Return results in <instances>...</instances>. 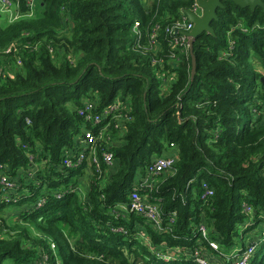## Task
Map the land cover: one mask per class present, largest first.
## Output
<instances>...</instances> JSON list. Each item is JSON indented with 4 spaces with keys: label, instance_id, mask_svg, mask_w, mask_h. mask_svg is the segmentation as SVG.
Here are the masks:
<instances>
[{
    "label": "trees",
    "instance_id": "trees-1",
    "mask_svg": "<svg viewBox=\"0 0 264 264\" xmlns=\"http://www.w3.org/2000/svg\"><path fill=\"white\" fill-rule=\"evenodd\" d=\"M8 1L16 10L0 20V182L12 187L0 183V197L17 199L0 200V264L43 255L50 264H194L188 256L209 241L234 252L252 230L259 239L239 250L253 245L249 264H264V9L222 0L214 35L193 42L191 79L189 50L165 30L195 0ZM113 102L92 128L86 117ZM87 130L95 135L87 159L96 157L100 174L88 161L62 166ZM170 149L174 171L143 185L152 160ZM87 170V190H74ZM135 187L158 205L160 229L115 210Z\"/></svg>",
    "mask_w": 264,
    "mask_h": 264
},
{
    "label": "built area",
    "instance_id": "built-area-1",
    "mask_svg": "<svg viewBox=\"0 0 264 264\" xmlns=\"http://www.w3.org/2000/svg\"><path fill=\"white\" fill-rule=\"evenodd\" d=\"M149 0H144V2H148ZM27 4L32 6L33 0H26ZM2 5L5 9H9L11 6V3L8 0H1ZM193 13H198L199 10L197 6L194 4V8L190 10ZM14 15L10 16V20L13 18ZM138 27V24L135 23L133 26V30L135 31ZM158 27L156 26V29ZM192 28V24H190L187 21V18L181 14L179 21L175 22L171 27H167L165 30V34L168 35L172 42L171 44L175 46H180L184 51L188 50V37L185 35L188 33ZM136 32V31H135ZM10 49V48H9ZM8 49V50H9ZM8 50L6 52H8ZM173 57V55H172ZM117 109V104L113 102V105H111L109 108H106L103 110V115L101 116H95L90 118V116L86 117V121H89L92 125V128L96 127L97 125L102 123V119L107 117L109 114L113 113V110ZM85 111L91 110V107L86 104L84 107ZM129 120V119H127ZM124 121V120H123ZM116 122H121L119 120H116ZM107 126L103 128V130H106ZM99 137H101V134H98ZM95 135L92 131L87 130L82 133L81 136H79L75 141V146L78 151L74 155V161L70 162L68 159H64L62 162L63 167H77L80 166L83 161H88L89 165L90 163H93L95 165V172L98 174L101 173V169L99 168V165L97 163L96 157H91V162L89 159H87V152L93 147V140ZM172 147V146H171ZM71 153V152H70ZM71 158V156L69 157ZM175 162V156H171L168 158H164V156H161L160 158H155L150 166L147 169L146 177L144 179L143 185L145 186H151L153 184V181H155L154 176H157L159 174H171L173 170V164ZM113 163V158L111 154L104 156V165L107 168H110ZM4 189L10 190L12 187V184H10L7 180H5L4 177H2L1 182ZM203 189V195L202 197H211L213 195V191L206 185H202ZM74 190H78L80 192V189L75 188ZM138 188L135 187L129 194L128 199L129 202L126 205V208H122L121 205L118 207H115V210H127L130 213H135L136 215L142 216L148 223H151V226L153 225L154 228L160 229L161 225V214L160 209L157 204H148L145 201L141 199V197L137 193ZM17 198H13L10 196V194L3 195L0 197L1 201H16ZM245 210L248 211V208H245ZM174 215V214H173ZM198 231L201 233V236L203 239H208V231L205 227V225H200L198 228ZM209 246L213 250H219L217 244L215 242L209 241ZM254 253L253 246L247 248L245 251H242L241 253H235L233 252L230 254L228 258V264H249L250 259L252 258V255ZM191 261L194 264H215L209 260L205 256H203L202 252H193L192 255L188 256ZM164 259H168L169 257L163 256ZM41 260L43 262H39L38 264H45L44 262L47 261L46 255H43L41 257Z\"/></svg>",
    "mask_w": 264,
    "mask_h": 264
},
{
    "label": "water",
    "instance_id": "water-1",
    "mask_svg": "<svg viewBox=\"0 0 264 264\" xmlns=\"http://www.w3.org/2000/svg\"><path fill=\"white\" fill-rule=\"evenodd\" d=\"M221 1L222 0H195V5L199 10L198 13H193L189 10H184L182 12L183 15L187 18V21L192 24L191 30L185 34L189 38L187 46L191 57V79H193L196 71L195 57L192 52L193 42L203 33L209 34L211 36L214 35L213 29L211 28L210 24L212 21L217 20L216 10L218 8H223ZM229 1H231L235 6L239 8H248L251 12H253L257 7L264 9L262 0Z\"/></svg>",
    "mask_w": 264,
    "mask_h": 264
},
{
    "label": "rangeland",
    "instance_id": "rangeland-1",
    "mask_svg": "<svg viewBox=\"0 0 264 264\" xmlns=\"http://www.w3.org/2000/svg\"><path fill=\"white\" fill-rule=\"evenodd\" d=\"M36 1V3L38 2V0H35ZM15 10H16V8H15V4L14 3H12L11 4V6H10V8L9 9H5L4 8V6L2 5V3H1V0H0V20L2 21H4L5 19L6 20H8L9 18H10V16L13 14V13H15ZM1 71V70H0ZM1 74V73H0ZM168 87L169 86H167V88L166 87H164V86H161V92H166L167 91V89H168ZM168 157H171L170 155H167V156H164V158H168ZM155 159V158H154ZM153 159V160H154ZM152 160V161H153ZM75 179V178H74ZM79 179V178H78ZM156 180H158L157 178H155ZM153 182H155V181H153ZM79 187H80V185H79ZM80 192H82V187H80ZM14 202H12V204H13ZM12 204H10V205H12ZM9 209H11V210H9V211H7V212H5L6 214H7V216H6V220L7 221H13V219H16V213H17V209L14 207L13 209L12 208H9ZM5 211H6V209H5ZM240 230V229H239ZM254 234V232H253V230L252 231H249L247 234H246V236H245V238H244V240H242L241 238L240 239H238L237 240V243H236V246L235 247H237L235 250H234V252H233V254H235V253H237V251H238V249L241 247V245L243 244V243H252V240H258L259 238H258V236H255V235H253ZM247 238H248V241H247ZM255 242V241H254ZM234 247V248H235ZM208 260H210V259H208ZM39 262H43L42 260H41V258H39ZM45 264H50V261L48 260V261H46V262H44Z\"/></svg>",
    "mask_w": 264,
    "mask_h": 264
},
{
    "label": "crops",
    "instance_id": "crops-1",
    "mask_svg": "<svg viewBox=\"0 0 264 264\" xmlns=\"http://www.w3.org/2000/svg\"><path fill=\"white\" fill-rule=\"evenodd\" d=\"M175 156L176 155V150L175 149H170L167 152L163 154V156ZM136 178L139 179V176L137 174ZM90 179V174H88V170L85 171V174L79 178V185L82 187V193H84L87 190V184ZM145 179V178H144ZM144 179L140 180L142 183H144ZM203 253L207 256L208 259L211 261L215 262L216 264H227V259L230 256L229 252H216L211 249H207L203 251ZM225 255L227 256V259L225 260Z\"/></svg>",
    "mask_w": 264,
    "mask_h": 264
},
{
    "label": "clouds",
    "instance_id": "clouds-1",
    "mask_svg": "<svg viewBox=\"0 0 264 264\" xmlns=\"http://www.w3.org/2000/svg\"><path fill=\"white\" fill-rule=\"evenodd\" d=\"M10 203H12V201H10ZM14 204V203H13ZM118 206H120V205H117L116 207H118ZM174 216V215H173ZM207 229V228H206ZM208 231V230H207ZM201 234V233H200ZM202 237V236H201ZM208 239H210V237H209V234H208ZM208 239H206V240H208ZM251 246H253V245H251ZM251 246H249V247H251ZM248 247V248H249ZM254 248V247H253ZM211 249V248H210ZM236 249V248H235ZM211 250H213V249H211ZM246 250V249H245ZM245 250H242V251H245ZM213 251H216V252H222V250H213ZM242 251H240L239 249H238V253H241ZM233 252V251H232ZM232 252H230V254L232 253ZM202 253H203V251H202ZM163 256H166V257H169L168 259H164L163 258ZM203 256H205L206 258H207V256L203 253ZM42 257V256H41ZM40 257V258H41ZM156 257L157 258H159L162 262H164V263H168V262H170V261H172L173 259L170 257V256H168V255H166V254H164V253H162L161 251H159V252H156ZM178 259H180V258H178ZM188 259H189V261H191V259L188 257ZM227 259V256L225 255V260ZM48 260V259H47ZM207 260H208V258H207ZM209 261H211V260H209ZM227 262H228V259L226 260ZM192 262V261H191ZM211 262H213V261H211ZM193 263V262H192ZM213 263H215V262H213ZM216 264V263H215ZM228 264V263H227Z\"/></svg>",
    "mask_w": 264,
    "mask_h": 264
}]
</instances>
